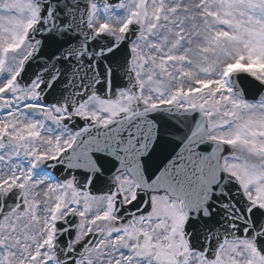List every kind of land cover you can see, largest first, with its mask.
<instances>
[{"label":"snow or ice","instance_id":"obj_1","mask_svg":"<svg viewBox=\"0 0 264 264\" xmlns=\"http://www.w3.org/2000/svg\"><path fill=\"white\" fill-rule=\"evenodd\" d=\"M0 264H264V0H0Z\"/></svg>","mask_w":264,"mask_h":264}]
</instances>
